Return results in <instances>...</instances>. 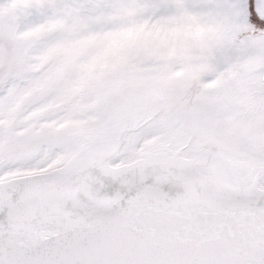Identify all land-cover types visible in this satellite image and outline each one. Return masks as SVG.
Instances as JSON below:
<instances>
[{
	"label": "snow or ice",
	"instance_id": "obj_1",
	"mask_svg": "<svg viewBox=\"0 0 264 264\" xmlns=\"http://www.w3.org/2000/svg\"><path fill=\"white\" fill-rule=\"evenodd\" d=\"M0 264H264V0H0Z\"/></svg>",
	"mask_w": 264,
	"mask_h": 264
}]
</instances>
